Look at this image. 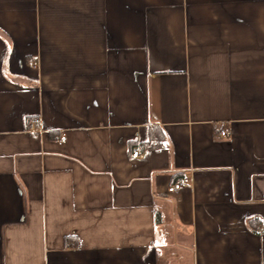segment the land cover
I'll use <instances>...</instances> for the list:
<instances>
[{
  "label": "crops",
  "instance_id": "1",
  "mask_svg": "<svg viewBox=\"0 0 264 264\" xmlns=\"http://www.w3.org/2000/svg\"><path fill=\"white\" fill-rule=\"evenodd\" d=\"M263 228L264 0H0V264H264Z\"/></svg>",
  "mask_w": 264,
  "mask_h": 264
},
{
  "label": "built area",
  "instance_id": "2",
  "mask_svg": "<svg viewBox=\"0 0 264 264\" xmlns=\"http://www.w3.org/2000/svg\"><path fill=\"white\" fill-rule=\"evenodd\" d=\"M28 130L32 135H36L38 133V131L40 130V121L38 118H31L28 121ZM220 134L221 136H226L228 134L227 130H220ZM158 145V141L157 140H153L151 142V146H157ZM145 149H147V147L145 146H138L132 149V153H131V157L132 158H140ZM182 186V182L180 180H177L175 183H173L171 186L168 187L169 192H175L177 191L180 187ZM264 231V228H263Z\"/></svg>",
  "mask_w": 264,
  "mask_h": 264
},
{
  "label": "trees",
  "instance_id": "3",
  "mask_svg": "<svg viewBox=\"0 0 264 264\" xmlns=\"http://www.w3.org/2000/svg\"><path fill=\"white\" fill-rule=\"evenodd\" d=\"M151 133H152V134H157V133H159V134L161 135L160 131H159L157 128H153V129L151 130Z\"/></svg>",
  "mask_w": 264,
  "mask_h": 264
}]
</instances>
